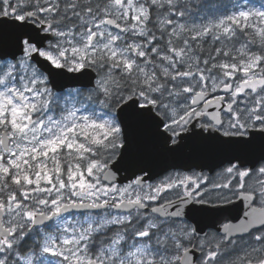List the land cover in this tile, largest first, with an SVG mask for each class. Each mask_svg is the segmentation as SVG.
Instances as JSON below:
<instances>
[{
    "label": "snow or ice",
    "instance_id": "6c2138e0",
    "mask_svg": "<svg viewBox=\"0 0 264 264\" xmlns=\"http://www.w3.org/2000/svg\"><path fill=\"white\" fill-rule=\"evenodd\" d=\"M0 264H264V0H0Z\"/></svg>",
    "mask_w": 264,
    "mask_h": 264
},
{
    "label": "water",
    "instance_id": "95a60500",
    "mask_svg": "<svg viewBox=\"0 0 264 264\" xmlns=\"http://www.w3.org/2000/svg\"><path fill=\"white\" fill-rule=\"evenodd\" d=\"M150 161L157 166L155 169L156 172L160 173V167L165 166L167 163L171 161L163 155H153L150 158Z\"/></svg>",
    "mask_w": 264,
    "mask_h": 264
},
{
    "label": "flooded vegetation",
    "instance_id": "af4514ba",
    "mask_svg": "<svg viewBox=\"0 0 264 264\" xmlns=\"http://www.w3.org/2000/svg\"><path fill=\"white\" fill-rule=\"evenodd\" d=\"M161 175L163 174V173H160Z\"/></svg>",
    "mask_w": 264,
    "mask_h": 264
}]
</instances>
